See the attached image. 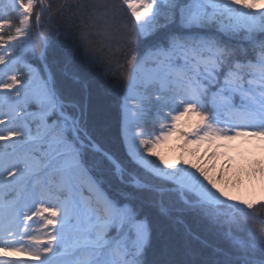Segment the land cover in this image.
<instances>
[{
    "label": "snow or ice",
    "instance_id": "6c2138e0",
    "mask_svg": "<svg viewBox=\"0 0 264 264\" xmlns=\"http://www.w3.org/2000/svg\"><path fill=\"white\" fill-rule=\"evenodd\" d=\"M121 8L135 40L105 0H0V264H264V155L232 144L264 154V0Z\"/></svg>",
    "mask_w": 264,
    "mask_h": 264
},
{
    "label": "trees",
    "instance_id": "16d2710c",
    "mask_svg": "<svg viewBox=\"0 0 264 264\" xmlns=\"http://www.w3.org/2000/svg\"><path fill=\"white\" fill-rule=\"evenodd\" d=\"M54 2L59 3L61 0H54ZM74 3L83 2L88 3L89 0H72ZM106 3L115 6V10L118 16L119 21L126 26L129 32H132L133 40H135L134 33V21H131L128 14L121 8V0H105ZM79 43V41H78ZM89 43L97 50L98 55H105V40L102 36H98L95 33L90 34ZM135 46V45H134ZM37 47H39V41H37ZM139 47H143V45H139ZM115 59V57H113ZM97 68L102 67L101 65H97ZM124 81L122 78L117 76L109 75L107 79H101L96 82L94 85V93L100 95L105 98L107 104L106 118L111 124V139L112 143L117 150L118 153L122 154L124 149L122 144L120 143L119 138V96L115 95L113 89L116 92H119ZM264 211V210H261ZM204 237L208 239L209 242L215 244H221L223 241L216 237L215 235L204 233Z\"/></svg>",
    "mask_w": 264,
    "mask_h": 264
},
{
    "label": "rangeland",
    "instance_id": "374dc122",
    "mask_svg": "<svg viewBox=\"0 0 264 264\" xmlns=\"http://www.w3.org/2000/svg\"><path fill=\"white\" fill-rule=\"evenodd\" d=\"M147 130L149 132H151V131H157L158 132L159 127H158V125L153 126V124L151 122H149L147 125ZM232 144L234 146H237L240 149V151L244 153V157L243 158L238 157V160H237V163L240 167H247V164L249 161L258 160L261 158V155H264V154H261L256 149V142L255 141L246 142L244 140H236V141H233ZM175 145H176V140L174 138L173 141L169 144V146L164 149L165 154L168 155L170 158L177 155V153L175 151ZM232 155H237V153H232ZM219 163L220 162H218V164ZM243 179H244L243 186L234 190L232 193L233 195L247 196L250 194L251 187L248 184L247 178L244 177ZM259 187H260L259 184L255 185V190L257 193L259 192Z\"/></svg>",
    "mask_w": 264,
    "mask_h": 264
}]
</instances>
